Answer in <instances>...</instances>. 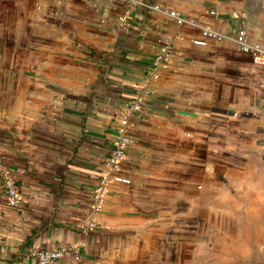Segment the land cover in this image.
<instances>
[{
	"label": "crops",
	"instance_id": "1",
	"mask_svg": "<svg viewBox=\"0 0 264 264\" xmlns=\"http://www.w3.org/2000/svg\"><path fill=\"white\" fill-rule=\"evenodd\" d=\"M153 1L195 22L127 0H0V165L22 196L7 203L0 172V264L69 244L78 257L54 264H264V66L231 34L264 43V0ZM201 25L224 36L195 44ZM142 86L130 181L109 184L87 229L119 112Z\"/></svg>",
	"mask_w": 264,
	"mask_h": 264
},
{
	"label": "built area",
	"instance_id": "2",
	"mask_svg": "<svg viewBox=\"0 0 264 264\" xmlns=\"http://www.w3.org/2000/svg\"><path fill=\"white\" fill-rule=\"evenodd\" d=\"M130 6L148 8L159 12L165 16L174 19L177 23L189 22L195 20L182 11L163 5L153 0H127ZM124 18V14L119 16ZM200 37L194 38L195 44H204L206 37L221 39L223 32L214 30L208 26H200ZM239 49L250 54L251 59L264 66V43L251 39L245 27H239L231 33ZM171 47L169 41L165 40L152 56L147 70V79H155L161 75L163 68L170 57ZM148 88L142 86L136 95L119 112L118 121L115 126L112 144L104 159L105 170L99 175L96 184L92 189L91 201L85 214L84 227L87 229L95 228L99 225L97 213L102 209L109 184L112 182L129 183L130 178L121 171V163L128 146L134 141L129 132L130 118L132 114L139 113L145 105ZM0 172L3 176V185L7 197V203L11 206H20L22 202L21 192L17 185L15 177L0 165ZM29 252L35 256L34 264H54L55 261L66 255L78 257V247L76 244L61 245L54 248H40L31 246Z\"/></svg>",
	"mask_w": 264,
	"mask_h": 264
}]
</instances>
